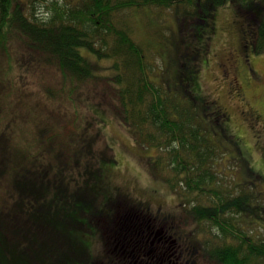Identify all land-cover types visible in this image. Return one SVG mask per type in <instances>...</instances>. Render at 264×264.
Wrapping results in <instances>:
<instances>
[{
    "label": "trees",
    "instance_id": "obj_1",
    "mask_svg": "<svg viewBox=\"0 0 264 264\" xmlns=\"http://www.w3.org/2000/svg\"><path fill=\"white\" fill-rule=\"evenodd\" d=\"M251 2L240 11L260 52L264 0ZM223 4L224 0H43L38 9L34 2L0 0V54L13 39L26 46L39 62L59 70L61 88L69 98L83 90L87 80L103 77L99 60L111 61L116 113L137 144L158 150L149 157L150 169L182 197L181 220L193 227L185 255L178 219L126 197L110 199L106 188L97 184L115 159L101 155L95 161L91 143L80 133L74 140L68 135L75 156L88 153L84 159L89 161H80V182L68 171L80 163L70 159L73 154L63 153L55 143L58 133H48L51 129L43 145L54 163L38 164L37 155L23 171L22 157L7 142L11 120L4 123L0 110V176L12 177L4 197L0 195V264H104L103 257L92 254L91 238L98 233L106 255L113 253L111 264H197L201 258L213 264H264V196L257 188L264 178L249 165L258 185L249 180L230 188L222 185L218 162L224 150L214 129L224 138L233 133L221 124L224 117L200 88H188L194 80L192 61L186 58L180 64L174 86L155 80L152 49L132 37L133 10L154 9V18H159L172 9L180 40L185 30L193 38L201 37V27L210 31L213 12ZM126 10L132 12L124 14ZM179 40L174 42L178 50L183 38Z\"/></svg>",
    "mask_w": 264,
    "mask_h": 264
},
{
    "label": "rangeland",
    "instance_id": "obj_2",
    "mask_svg": "<svg viewBox=\"0 0 264 264\" xmlns=\"http://www.w3.org/2000/svg\"><path fill=\"white\" fill-rule=\"evenodd\" d=\"M25 1L27 4L34 2L38 9L43 3V0ZM249 1L251 0H224L223 6L213 12L210 31L201 27L198 30L201 37L193 38V34L188 35L185 30L180 37L183 41L179 50L174 43L179 40V21L172 9H166L163 17L159 18H154L152 14L154 9L149 8L144 11L136 9L133 12L132 10L124 12L133 13L134 40L148 44L152 49L150 54L153 60L154 79L166 80L174 86L173 80L178 74L177 69L187 58L192 61L194 75V80L188 88L192 90L196 84L195 88H200V94L211 101L224 116L226 115V120L221 124L233 135L229 134L230 137L224 138L220 134V129H214L213 136L219 140L224 150L219 158L218 170L222 185L229 188L233 184H243L247 180L258 185L256 180H252L254 175L248 172L249 165L254 173L257 171L264 178V50L249 53L250 66L256 73L254 76L250 77V71L244 67L248 80L255 86L247 98L250 105L259 111L257 117L248 113V106L246 107L240 95L242 87L245 89L246 84L243 79L239 80L240 75L235 64L230 65L233 58L238 57L235 53L242 51L245 37L252 35V27L248 25L247 17L240 11V8ZM259 1L263 0H252L251 3ZM151 15L152 19L149 18ZM180 53H184L185 56L182 57ZM90 57L95 59L93 56ZM98 63L102 67L99 73L103 77L87 80L83 90L81 88L69 98L65 88H61L62 74L59 70L39 62L36 55L26 46L14 39L11 40L4 54H0L2 91L0 110L6 117L4 123L11 120L7 130L10 133L7 142L15 148L16 154L22 157L19 162L24 166L23 171L35 162L37 155L40 156L38 164L48 161L54 163V158L48 157L43 145V136L47 134V129H51L52 131L48 133H58L55 143L60 145L63 153L70 156L73 154L70 159L77 158L76 161L80 163L72 164V169L68 168L80 182L83 166L80 161L88 162V158L84 159L88 153L86 151L81 157L75 156L73 143L68 135H72L73 140L79 133L84 135L91 143V157H94L95 161L101 155L106 157L109 155V158L115 159L114 164L106 167L104 179H100L97 187L101 190L106 188L105 192L110 199L117 196L126 197L129 201L146 206L161 216L172 215L178 219L179 238L186 255L188 248L184 246L189 242L187 238L192 236L189 230L193 227L191 223L185 224L181 220L182 197L173 192L170 185L150 169L149 157L156 156L158 150L154 147H142L133 140L131 130L122 122L115 110L114 86L110 79L113 75L111 61L101 59ZM235 73L238 76L236 80L233 78ZM185 82L188 83L187 80ZM94 136L97 139L94 140ZM76 144L74 142V148ZM93 166L95 167L96 163ZM11 179V175L7 177L3 175L0 178L1 196L4 197ZM73 186L71 183L72 188ZM257 188L259 194L264 196V179ZM2 199L0 198V202ZM245 219L251 221L250 217ZM100 223L103 225L102 221ZM262 224L264 225V220ZM99 235L96 234V239L94 236L91 238L92 254L94 258L103 257L104 264H111L110 256H113V253L106 255L104 240H101ZM106 237L110 238L108 233ZM109 246L111 242L108 243ZM42 254L44 250L41 249L40 258ZM197 264L213 263L201 258Z\"/></svg>",
    "mask_w": 264,
    "mask_h": 264
},
{
    "label": "flooded vegetation",
    "instance_id": "obj_3",
    "mask_svg": "<svg viewBox=\"0 0 264 264\" xmlns=\"http://www.w3.org/2000/svg\"><path fill=\"white\" fill-rule=\"evenodd\" d=\"M242 47H243L242 51H240L238 53H235L238 57L233 58V62H231L230 65L233 64V63L235 64V66L238 69V72L237 73L240 75L239 80L240 79H243L242 81H244L245 84H246L245 89H243V87H242V90L240 92L241 93L240 95H241V99H243L245 101L246 107L248 106V110H249L248 113L254 115V117H257L259 115V111L254 106H251L250 105V101L247 98L248 97V94L251 92V90H252L253 87L255 88V86L252 83V81L248 80V78H247L248 76H246L245 70H244V67L245 68H248V70L250 71V75L249 76L250 77L251 76H254V73L255 72L252 69V67L250 66V59H249V53L256 52L255 51V44H254V42L252 40V35L251 34H249V37H245V39L243 41V46ZM242 70H243V72H241ZM237 73H235V75L233 76V78L235 80H236V78H238ZM220 115H222L224 117V119H225V116L226 115L224 116L223 115V112H220Z\"/></svg>",
    "mask_w": 264,
    "mask_h": 264
}]
</instances>
